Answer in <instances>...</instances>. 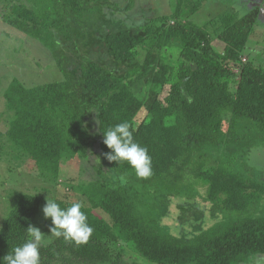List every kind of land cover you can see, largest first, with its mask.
<instances>
[{
    "label": "trees",
    "instance_id": "obj_1",
    "mask_svg": "<svg viewBox=\"0 0 264 264\" xmlns=\"http://www.w3.org/2000/svg\"><path fill=\"white\" fill-rule=\"evenodd\" d=\"M100 1L108 0H0L2 19L52 51L65 76L32 88L11 83L5 98L15 118L7 136L15 158L58 180L64 163L88 157L91 145L111 152L103 130L126 123L152 159L151 175L140 178L127 162L105 156L118 184L98 172L97 180L79 186L81 200H56L62 208L81 203L93 232L78 244L46 226L51 241L41 243L39 264H128L131 252L142 264H242L264 254V216L234 221L230 215L255 210L264 198V180L241 165L251 148L264 144V67L258 57H246L260 10L222 14L217 51L216 39L191 21L206 0H175L173 14L103 37L120 71L83 58L76 78L62 45L75 41L71 19H88ZM126 3L131 10L136 0ZM202 190L222 219L191 237L170 232L160 200H196ZM42 202L17 194L0 228V261L27 242Z\"/></svg>",
    "mask_w": 264,
    "mask_h": 264
},
{
    "label": "rangeland",
    "instance_id": "obj_2",
    "mask_svg": "<svg viewBox=\"0 0 264 264\" xmlns=\"http://www.w3.org/2000/svg\"><path fill=\"white\" fill-rule=\"evenodd\" d=\"M175 4V0H136L134 8L127 10L126 0L100 1L94 14L88 19L72 18V36L75 41L68 40L62 45L63 57L69 69L78 78L82 59L89 58L110 70L120 71L116 69L104 46L103 37L113 31L138 29L149 18L171 15L175 11ZM257 8L260 10V16L255 32L249 39L246 57H258L264 67V0H206L191 21L216 39L220 30L218 19L222 14L235 10L244 15ZM220 44L222 43L218 39L214 41L217 51L222 50ZM171 52L174 54L175 50ZM13 80H19L27 88H32L62 82L65 76L52 51L38 40L7 24L0 13V228L13 210L17 194L36 195L43 202L35 227L42 232L41 243L47 245L51 240L45 228L53 225L51 218H46L43 213L47 197L55 201L81 200L79 186L97 180L98 172L112 185L118 184L119 178L109 171L104 151L100 150L98 142L88 148V157H79L72 165L65 162L58 180L49 179L38 171L30 160L16 159L13 143L7 136L15 113L8 108L5 98ZM93 137L97 141L100 140L98 134ZM243 160V170L250 171L252 176L264 180V144L251 148ZM201 195L196 200H160L161 219L170 232L187 238L222 219V214L217 215L211 204L204 200L205 190L201 191ZM230 215L234 217V221L264 216V198L255 206V210L250 208L248 211ZM126 262L142 264L133 252L127 254ZM144 264L151 263L144 261ZM242 264H264V254L253 255Z\"/></svg>",
    "mask_w": 264,
    "mask_h": 264
},
{
    "label": "clouds",
    "instance_id": "obj_3",
    "mask_svg": "<svg viewBox=\"0 0 264 264\" xmlns=\"http://www.w3.org/2000/svg\"><path fill=\"white\" fill-rule=\"evenodd\" d=\"M103 135L105 145L111 149V152L105 153L109 161H116L119 164L127 162L140 178L151 175L152 159L147 149L134 141L128 124L119 123L109 127L103 130ZM82 207L81 203H73L62 208L55 200L47 197L43 213L46 218H51L54 225L50 228L51 234L78 244L87 242L93 229L88 225ZM27 232L29 237L27 242L15 247L2 258L0 264H39L42 232L33 226H29Z\"/></svg>",
    "mask_w": 264,
    "mask_h": 264
},
{
    "label": "built area",
    "instance_id": "obj_4",
    "mask_svg": "<svg viewBox=\"0 0 264 264\" xmlns=\"http://www.w3.org/2000/svg\"><path fill=\"white\" fill-rule=\"evenodd\" d=\"M247 62V58L246 57H243L242 58V63H246Z\"/></svg>",
    "mask_w": 264,
    "mask_h": 264
}]
</instances>
